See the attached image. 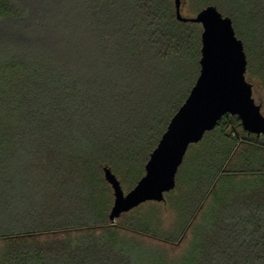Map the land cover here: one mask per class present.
Here are the masks:
<instances>
[{
	"label": "trees",
	"instance_id": "16d2710c",
	"mask_svg": "<svg viewBox=\"0 0 264 264\" xmlns=\"http://www.w3.org/2000/svg\"><path fill=\"white\" fill-rule=\"evenodd\" d=\"M186 4L231 17L264 82V0ZM201 33L175 0H0V264H264V136L237 115L189 148L176 232L155 201L109 220L103 168L129 190L145 173L199 75Z\"/></svg>",
	"mask_w": 264,
	"mask_h": 264
},
{
	"label": "water",
	"instance_id": "95a60500",
	"mask_svg": "<svg viewBox=\"0 0 264 264\" xmlns=\"http://www.w3.org/2000/svg\"><path fill=\"white\" fill-rule=\"evenodd\" d=\"M175 6L178 20L202 26L200 72L150 153L145 173L130 190H124L110 167L103 168L113 190L109 213L113 224L145 202H165L166 193L176 187L177 173L189 147L200 142L224 115H237L246 131L264 136V113L247 79V53L232 18L215 5L202 8L194 16L183 14L182 0H175Z\"/></svg>",
	"mask_w": 264,
	"mask_h": 264
},
{
	"label": "rangeland",
	"instance_id": "374dc122",
	"mask_svg": "<svg viewBox=\"0 0 264 264\" xmlns=\"http://www.w3.org/2000/svg\"><path fill=\"white\" fill-rule=\"evenodd\" d=\"M183 13H184V15H188V16H194L195 15V14L190 12V6L188 4L185 5ZM247 79L253 84V95H254L256 101L261 104L262 112L264 113V82L260 81L258 78L249 77ZM167 115H168V113H165V117ZM9 134H10V132L8 130H6V128H0V154L4 153L5 151L8 150V148H7L8 145L10 146L11 139H10ZM193 145H195V144H193ZM208 147H209V145L207 143H205V144L200 146V149L203 148V150H207ZM189 148H191V146ZM197 148L193 149V151L191 149H188L186 156L184 158V161L179 168V171H180L179 185L176 186L175 189L166 193V196H167L166 198L168 199V202H167V200L165 202H159L163 206V220L165 221L164 225L167 226L166 228H171V225L173 227V229H167V230H170V231L175 230V232H176V230H178V226H179L180 221H182V219L180 217L183 213L181 214V213H179V211L182 208V206L183 207L186 206L185 201H188V199L186 198L188 196L187 184H188L189 175H190L191 171L193 170V168L195 167V154H194L195 152L194 151ZM261 156L264 157V153H262ZM1 159H3V157H0V160ZM179 171H178V174H179ZM255 181H256L255 177L249 178L247 180L248 186L246 189H248L249 192L250 191H257L258 192V188H256V187H258V184ZM0 182H4V178L0 177ZM123 187H124V190L126 192L129 190V188H127L125 186L124 182H123ZM244 188H245V184H244ZM253 188H255V189H253ZM189 237H190V235L188 233L183 238V240H181L180 242L173 244V245H169L167 247L169 252L171 254L180 253L186 247V245L189 241Z\"/></svg>",
	"mask_w": 264,
	"mask_h": 264
},
{
	"label": "flooded vegetation",
	"instance_id": "af4514ba",
	"mask_svg": "<svg viewBox=\"0 0 264 264\" xmlns=\"http://www.w3.org/2000/svg\"><path fill=\"white\" fill-rule=\"evenodd\" d=\"M257 136H259V135H257Z\"/></svg>",
	"mask_w": 264,
	"mask_h": 264
}]
</instances>
